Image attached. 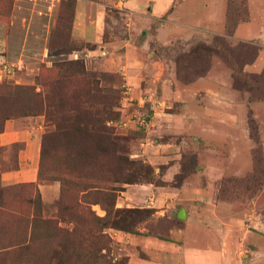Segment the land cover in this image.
I'll return each mask as SVG.
<instances>
[{"label": "crops", "instance_id": "crops-1", "mask_svg": "<svg viewBox=\"0 0 264 264\" xmlns=\"http://www.w3.org/2000/svg\"><path fill=\"white\" fill-rule=\"evenodd\" d=\"M228 1L76 0L72 35L96 46L89 50V55L104 53L98 58L103 70L121 73L133 93H139L145 81V87L175 97L168 106L173 105V110H161L160 118L167 132L178 134V139L143 143L145 147L140 152L156 173L158 164H166L162 178L165 183L128 184L118 196L117 206L149 207L154 209V217H175L181 224L157 235L143 230L115 231L113 241L121 246L125 264H264L262 217L250 214L248 206L216 198L219 177L248 168L246 160L242 168L234 164V158H250L249 149L240 155L232 150L237 141L233 133L237 123L244 128L247 125L242 117L237 119L227 109L230 105L227 95L235 92L225 80L230 75L211 64L205 74L191 83L178 85L174 80L175 61L157 54L152 47L153 43L169 47L178 41L188 45L198 40L209 43L215 35L226 36ZM246 7L247 19L239 22L228 37L235 43L246 42L257 48L254 59L244 65V70L261 73L264 0H246ZM110 8L123 14V35L112 31L105 39ZM3 61L0 55V78L6 76L7 65ZM201 94L205 96L198 98ZM250 108L263 125L264 100L251 103ZM40 117L6 120L0 133V147L14 143L22 146L17 150L15 166L0 171L3 185L37 179ZM259 131L264 142L260 125ZM186 133H192L190 139ZM189 151L196 154V172L182 183L173 184L182 155ZM57 190V185L52 184L45 192L56 195Z\"/></svg>", "mask_w": 264, "mask_h": 264}, {"label": "rangeland", "instance_id": "rangeland-1", "mask_svg": "<svg viewBox=\"0 0 264 264\" xmlns=\"http://www.w3.org/2000/svg\"><path fill=\"white\" fill-rule=\"evenodd\" d=\"M242 4L239 3L241 13L244 10ZM75 5L76 0H0V55L4 57L3 65H7L4 70L6 76L3 75L0 78V91L3 95H9L13 92L15 85H31L37 90H42L37 83V79L47 70H52V73H55V69L61 68L62 71L69 73L68 75L73 76L74 74L73 83L80 86L78 91H82L83 95L81 106L87 109L83 111L85 114L82 115V119L87 121L96 117L100 118V112L104 109L102 108L103 102L107 103V108L113 110L115 116L112 119L105 120V124L109 128V135L100 138L101 141L98 142L91 135H86L82 139L80 146L84 148V152L80 156L76 155V164L79 163L84 166L89 174L99 171L102 166L108 164H111L114 169L115 166L117 168L120 165L119 161L108 152H105V155L101 153L96 158V155L100 153L98 147L100 145H110V140L115 143L120 153L146 165L148 162L140 154L141 149L145 147L143 143L148 142V145H150L153 140L154 142L176 141L179 137L178 134H169L165 129L164 121L160 118L162 115L160 114L161 110L162 112L173 110V105L171 108H168V106L175 97H171L169 93L160 92V89L145 87V81L142 84L141 91L133 93L121 73L103 70L98 58L103 57L104 53L89 55V50L94 49L96 46L93 43L77 40L72 35L70 28L73 24ZM122 16L123 14L114 8L108 10L109 30L105 34V39H108V33H112V31H115L119 36L123 35ZM220 39L218 41L222 43L217 47L218 52L209 55L203 49L202 42L188 45L185 42L178 41L169 47L153 43L152 47L157 54L175 61L176 76L174 80L181 86L194 81L198 77L197 75L203 73L211 64L219 70H225L230 75L225 80L229 81L231 88H248L250 84L255 87L264 83V78L253 76L249 84L246 82L247 78L245 79L238 73L241 63L253 53L251 48L244 44L235 43L228 37L227 43L222 38ZM228 43H231V46L227 47ZM70 60H79L83 64V68H79L77 65L64 64V62ZM232 69L235 71L233 77ZM242 90L243 92L246 91ZM202 96L205 95L201 94L198 98ZM263 96L261 89L253 87L252 92L248 94L249 98H263ZM243 99L245 97L237 91L227 95V103H230L227 109L236 118L242 117L247 125L244 128L237 123L234 129L237 130L233 132L237 141L234 143L232 150L235 155H240L249 149L250 158H234V164H240L242 168L245 167L243 164L246 160L248 168L247 171H233L219 177L217 179L216 198L232 199V202L238 203L239 206H248L250 214H258L264 220V142L261 139L262 135H260V146L253 138L256 136V131L258 132L257 123L260 128L262 126L263 130L264 123L261 125L259 121H254L249 125L248 116L253 109ZM176 102L175 100L173 103ZM37 116H41L38 121L41 133L40 143L43 135L54 131L47 140L46 150L48 152L45 154L44 168H42L35 181L3 185L0 179L1 219H7L8 213H11L32 220L35 208L29 203V200L35 197L34 191L36 188L41 198V217L55 218L57 215L60 196L58 177L65 163L71 162L68 159L70 155L68 148L64 149L65 147L61 146L67 140V137L63 136L62 133H55V122L59 121V116L57 118L55 116L51 117L45 113ZM140 119H143V121H140ZM186 134V137L190 139L192 133ZM21 146L22 143H14L9 147H0V171L15 166L16 153ZM52 147H56L57 150H51ZM103 147L110 148V146ZM39 162L40 153L37 172L39 171ZM253 164L256 166V172L252 171ZM163 166L166 167V164H158L161 171ZM130 171L131 173L139 172L140 167L134 165L129 169ZM164 172L165 168L163 174ZM159 175L160 170L158 169L157 173L155 172L147 178L141 176H138V178L137 176H131V178L133 180L137 179V181L141 180L140 182L143 183H147L145 179L159 183ZM155 182L154 184H156ZM171 182L177 184L176 178ZM87 183L92 184L94 180L88 179ZM52 184L57 185L56 195L45 192V189ZM115 185L119 188L116 198L117 206L118 196L126 190L128 184L116 183ZM91 208L96 215L104 216L105 211L98 204L91 205ZM62 224L70 226V224ZM172 225V220L167 217H154L151 215L142 218L136 229L137 231L143 230L146 233L157 235L165 233ZM27 230L29 235L30 225ZM115 231L117 230L112 228L106 229L111 239L110 254L115 260V264H120L125 260V256L119 250L121 246L113 241Z\"/></svg>", "mask_w": 264, "mask_h": 264}, {"label": "trees", "instance_id": "trees-1", "mask_svg": "<svg viewBox=\"0 0 264 264\" xmlns=\"http://www.w3.org/2000/svg\"><path fill=\"white\" fill-rule=\"evenodd\" d=\"M239 3L243 5L244 10L239 9ZM243 14V16H241ZM247 19L246 0H229L226 10V36L215 35L211 42L194 41L193 44L202 42L203 49L209 54H216L217 47L221 45L220 38L227 40L228 36H232L235 26ZM72 32V26H71ZM220 38H217V37ZM229 38V37H228ZM89 43V42H87ZM227 43V41H226ZM244 44L251 48L247 60L241 63L239 67V75L251 80V77L264 78V69L261 73H250L244 70V65L251 62L257 48L246 42H236ZM231 43L226 46L229 47ZM235 44V43H234ZM95 46V45H94ZM69 66L77 65L83 68V64L79 60H70L64 62ZM208 69V68H207ZM207 69L198 74L203 75ZM232 77L234 69H232ZM47 70L37 79V83L42 90H37L31 85H15L13 92L9 95H3L0 91V133L4 130L6 120L18 117L37 116L41 113L47 116L58 117L59 121L55 122V133H62L67 137V140L61 146L69 150V160L60 170L58 180L60 182V196L58 202V210L55 218H42L40 215L41 198L38 189L34 191L35 197L29 200L34 208L33 219L28 220L22 216L8 213L7 219L0 218V264H115L111 252V239L106 232V229L112 228L119 231L136 233L139 221L145 216L154 214V209L149 207H117L116 198L119 188L116 183H143L141 180L132 179L138 176L147 178L155 174L154 167L151 164H143L140 161L132 160L128 155L118 151L115 143L110 142L109 147H98L99 154L96 158L105 152L116 157L120 165L115 169L111 164L102 166L99 171H94L92 174L86 172V169L81 164H76V155L80 156L84 152V148L80 146L82 139L86 135L94 136L98 142L100 138L109 135V128L105 124V120L114 118L113 110L106 106L103 102L100 114L101 117H96L90 120H83L82 115L86 107H82L83 95L82 91H78L79 85L73 83L74 74L68 75L61 68ZM264 82V81H263ZM250 84V83H249ZM252 87L261 89L264 94V83L261 85L250 84L246 88H234L239 92L247 105L255 101H263V98H249L248 94L252 92ZM246 90L243 92V90ZM242 93H241V92ZM254 113L251 110L248 116L249 125L257 121ZM57 120V119H55ZM258 132L253 137L257 145H261L260 131L257 123ZM251 128V126H250ZM54 133L48 132L41 137L40 143V162L37 177L46 159V150L48 146V137ZM71 137V138H68ZM101 141V140H100ZM51 150H57L52 147ZM253 153V152H252ZM254 158V156H253ZM180 171L174 176L177 184L188 179V176L196 172L195 167L198 164L195 153L185 152L180 160ZM134 165L140 167L139 172L131 173L129 169ZM163 170H160V181L156 184L164 183L161 180ZM252 171L256 172V166H252ZM252 172V173H253ZM251 174V173H250ZM185 175V176H184ZM187 175V176H186ZM249 175V174H248ZM190 176V177H191ZM92 179L94 183L88 184L87 180ZM84 180L86 181L84 183ZM147 182L152 180L145 179ZM219 199L224 201H233L232 199ZM98 204L104 211V216H98L92 210L91 205ZM2 212H0L1 214ZM173 225L181 224V221L175 217L172 219ZM70 224V226L63 225ZM31 226L30 234L28 235V226ZM26 260V261H23ZM125 264V260L120 263Z\"/></svg>", "mask_w": 264, "mask_h": 264}, {"label": "built area", "instance_id": "built-area-1", "mask_svg": "<svg viewBox=\"0 0 264 264\" xmlns=\"http://www.w3.org/2000/svg\"><path fill=\"white\" fill-rule=\"evenodd\" d=\"M140 121H143V119H140Z\"/></svg>", "mask_w": 264, "mask_h": 264}]
</instances>
